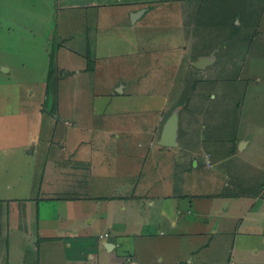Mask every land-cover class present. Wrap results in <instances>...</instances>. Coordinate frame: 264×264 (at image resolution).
<instances>
[{
  "label": "rangeland",
  "instance_id": "374dc122",
  "mask_svg": "<svg viewBox=\"0 0 264 264\" xmlns=\"http://www.w3.org/2000/svg\"><path fill=\"white\" fill-rule=\"evenodd\" d=\"M67 2L0 0L2 178L11 176L14 192L23 189L32 165L54 173L63 162L54 161L53 152L84 147L106 170L101 173L112 176L117 165L126 181L138 167L144 169L151 184L145 192L154 197L170 191V200L179 193L209 198L227 225H235L247 204L259 198L262 214L248 216L252 236L246 249L237 251L236 261L264 264V0H203L198 13L189 9L190 25L199 23L196 29L179 25L183 16L173 2L170 10L147 4L151 8L135 23L133 11L146 7L114 4L100 12L104 20L98 31L91 29L92 36L87 27L94 25L85 15L92 11L68 9ZM145 41L150 42L142 49ZM183 43L187 51L176 53ZM212 53L214 63L201 69L193 65L199 55ZM89 60L95 63L92 70ZM178 105L183 106L180 144L171 149L158 143L160 121ZM243 137L251 140L245 150L238 143ZM26 146L27 154L21 152ZM154 148H160L158 155L152 154ZM202 151L213 155L197 156L202 166L192 170L193 153ZM111 152L116 153L113 159ZM105 156L109 158L101 163ZM100 182L91 180V195L103 190ZM75 189L78 194L84 186ZM23 201L12 200L11 207L28 218ZM11 207L0 201V234L5 238L0 248L10 244L6 217ZM171 208L169 201L160 200L149 212L162 210L169 218ZM138 209L139 215L148 214L145 207ZM219 210L228 212L221 216ZM166 230L167 235L159 231L153 241L161 249L170 247L172 230ZM229 237L233 244L236 237V245L246 238L242 231Z\"/></svg>",
  "mask_w": 264,
  "mask_h": 264
},
{
  "label": "crops",
  "instance_id": "0c3cea01",
  "mask_svg": "<svg viewBox=\"0 0 264 264\" xmlns=\"http://www.w3.org/2000/svg\"><path fill=\"white\" fill-rule=\"evenodd\" d=\"M58 1L59 5L64 3V0ZM171 2L178 5L181 10L183 17L179 22L180 26L189 29L199 27V23L190 25V10H196V13L199 12L198 9L201 11L204 8L203 0H68L66 6L68 9H82L83 12L92 11L90 17L85 13L86 18L94 25L87 27L92 36V31H98L102 25L104 19L99 15L107 6L119 4L131 7L141 4L146 7L149 4L156 9L170 10ZM147 8L151 6L133 11L132 16L136 12H141L132 18L133 23L146 14ZM198 16L195 17L196 20ZM169 39H172V42L181 41L177 38L176 40L168 38L167 41ZM146 42L148 44L150 41H145L142 49L146 47ZM88 43L92 47L95 41L91 40V43ZM137 44H140V37L137 38ZM184 45L185 47L181 46L176 53L186 52L188 45L186 46V43ZM164 120L165 118H162L160 121L159 141ZM179 124L181 125V115ZM99 135L102 137V134H97V137ZM186 135L183 134V137ZM180 136L181 132L179 138ZM179 138L176 146L166 147L171 149L178 147ZM238 143H241L240 149L245 150L251 140L243 137ZM140 144L143 147L144 143ZM153 145L151 140L149 146ZM27 148L28 146L21 152L27 154L29 152ZM154 149L151 150L152 154L155 152L154 156L158 155L160 148ZM33 150L34 148L30 152ZM110 154L112 155L110 158L113 159L116 153ZM202 154L213 155L210 151H202L198 155L193 153L191 161L195 167L192 165V170L202 166L197 157ZM52 155L54 161H62L63 164L55 166L54 173L47 169V166L43 172H39L32 165V171L27 174L26 181L21 182L23 189L14 192L16 186L8 181L11 176L2 178L0 175V201H7L11 207L12 200L23 199L22 204L28 212V218H24L21 210L13 211L12 207L7 212L6 230L10 244L4 242L5 246L0 248V264H87V260L92 264H244L236 261V253L238 250L240 252L241 249H246L247 243H250L247 238L252 236V231L246 228V226L251 228L247 218L254 213L262 214L259 208L263 204H256L259 198L251 201L249 206L247 204L248 210L244 215L240 214V220L235 225H227L225 218L222 220V217H217L214 213L219 207H215L213 202L203 195L197 194L190 199L187 196L191 193H179L170 200L168 198L171 197L167 196L170 191L157 197L152 196L150 191L145 192L146 186L151 184L148 182L147 173L139 167V171L125 181L123 171L118 170L117 165L112 176L105 174L106 170L95 160L89 148L83 147L80 150L58 148ZM232 155L236 153L230 156ZM108 158L109 156H105L100 162L103 163ZM208 159L211 160L210 157ZM102 170L105 173H101ZM38 177L41 181H38ZM107 178L110 180H106ZM91 180H101L99 186H105V189L103 188L97 195H91L89 190L92 187ZM141 181L142 189L139 186ZM77 184L84 186V190L78 194L75 189ZM88 185L90 186L87 187ZM56 187H63L64 191L58 192ZM238 197L240 196L234 198ZM181 198L189 199L180 201ZM160 200H167L174 206L171 208L173 215L169 218H164L162 210H154L155 215L149 212V208L155 209ZM138 206L145 207L148 214L139 215L141 211L137 210ZM227 212L219 210L217 214L222 216ZM214 217V222L210 224L209 220ZM166 226L172 230L167 238L170 247L161 249L153 241L159 236V231L163 236L167 235ZM241 231L246 238L241 243L238 241L236 245L235 237L233 244L229 234H240ZM4 239V235L0 234V242ZM126 241L131 243V246H128Z\"/></svg>",
  "mask_w": 264,
  "mask_h": 264
},
{
  "label": "water",
  "instance_id": "95a60500",
  "mask_svg": "<svg viewBox=\"0 0 264 264\" xmlns=\"http://www.w3.org/2000/svg\"><path fill=\"white\" fill-rule=\"evenodd\" d=\"M141 12H136L133 14L132 18L134 19L136 16H138ZM216 59L215 54H209V55H203L199 56L197 60L193 62V65L197 68H205L206 65L210 64ZM5 71L8 70V68L3 67ZM118 92H122V88L117 89ZM181 105H178L175 107L170 114L167 116V118L163 122L161 136L159 144L163 146H176L178 143V138L180 134V109Z\"/></svg>",
  "mask_w": 264,
  "mask_h": 264
},
{
  "label": "trees",
  "instance_id": "16d2710c",
  "mask_svg": "<svg viewBox=\"0 0 264 264\" xmlns=\"http://www.w3.org/2000/svg\"><path fill=\"white\" fill-rule=\"evenodd\" d=\"M88 52H89V56H87V58H91L90 56V49H88ZM94 66H95V63L93 62V61H91V60H89V65H88V70L89 69H93L94 68Z\"/></svg>",
  "mask_w": 264,
  "mask_h": 264
}]
</instances>
